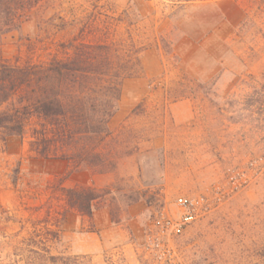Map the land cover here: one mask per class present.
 Listing matches in <instances>:
<instances>
[{"label": "rangeland", "instance_id": "374dc122", "mask_svg": "<svg viewBox=\"0 0 264 264\" xmlns=\"http://www.w3.org/2000/svg\"><path fill=\"white\" fill-rule=\"evenodd\" d=\"M20 14L0 37V114L24 117L0 132V264H264V0ZM182 196L211 210L162 237Z\"/></svg>", "mask_w": 264, "mask_h": 264}, {"label": "trees", "instance_id": "16d2710c", "mask_svg": "<svg viewBox=\"0 0 264 264\" xmlns=\"http://www.w3.org/2000/svg\"><path fill=\"white\" fill-rule=\"evenodd\" d=\"M36 0H0V37L11 32L21 17L20 12L26 10V7H31ZM61 112V107L56 103L44 102L35 107V113L40 117L50 119L57 116ZM23 116H26L23 114ZM23 118L16 120L11 114H0V132L6 131L10 134L21 135L24 131ZM6 214L0 205V221L2 216ZM89 216L92 217V212L89 209ZM7 220H9V217Z\"/></svg>", "mask_w": 264, "mask_h": 264}, {"label": "built area", "instance_id": "2783aa9c", "mask_svg": "<svg viewBox=\"0 0 264 264\" xmlns=\"http://www.w3.org/2000/svg\"><path fill=\"white\" fill-rule=\"evenodd\" d=\"M175 206L176 213L165 214L157 222L162 237L183 235L186 228L204 218L211 210L210 200L206 196H182L176 200Z\"/></svg>", "mask_w": 264, "mask_h": 264}]
</instances>
